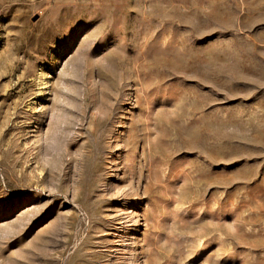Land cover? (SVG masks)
I'll list each match as a JSON object with an SVG mask.
<instances>
[{
	"label": "rangeland",
	"instance_id": "1",
	"mask_svg": "<svg viewBox=\"0 0 264 264\" xmlns=\"http://www.w3.org/2000/svg\"><path fill=\"white\" fill-rule=\"evenodd\" d=\"M0 264H264V0H0Z\"/></svg>",
	"mask_w": 264,
	"mask_h": 264
}]
</instances>
